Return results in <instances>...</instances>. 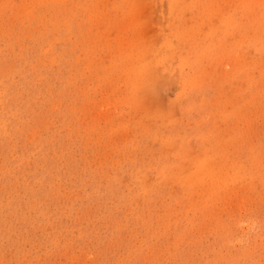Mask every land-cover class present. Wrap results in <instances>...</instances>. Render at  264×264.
<instances>
[{"label": "rangeland", "instance_id": "obj_1", "mask_svg": "<svg viewBox=\"0 0 264 264\" xmlns=\"http://www.w3.org/2000/svg\"><path fill=\"white\" fill-rule=\"evenodd\" d=\"M0 264H264V0H0Z\"/></svg>", "mask_w": 264, "mask_h": 264}]
</instances>
